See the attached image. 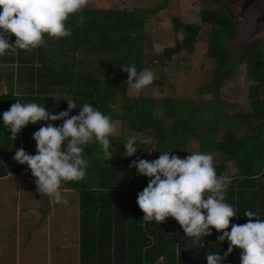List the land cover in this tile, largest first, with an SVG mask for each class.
Listing matches in <instances>:
<instances>
[{
	"label": "trees",
	"instance_id": "obj_1",
	"mask_svg": "<svg viewBox=\"0 0 264 264\" xmlns=\"http://www.w3.org/2000/svg\"><path fill=\"white\" fill-rule=\"evenodd\" d=\"M222 11H206L200 17L203 24L210 26L205 34L204 56L214 61V68L209 82L196 91L214 98L209 118H203L199 112L212 105V100L125 96V83L120 78L128 74L121 66H135L137 73L154 69L143 54V23L147 22L150 12L85 8L80 14L82 23L79 15L70 16L66 22L71 29L69 37L55 39L45 34L46 46L0 56V85L5 86L4 94L0 93V178L36 179L27 165H20L13 157L21 146L35 155L33 134L51 122L29 124L13 141L4 126L3 113L19 100L38 103L52 114H59L67 110V99H71L77 108L70 116L78 115L80 107L90 103L113 121L125 120L133 132L154 133L153 160L168 150L181 159L187 157L188 141L197 143L199 152L217 153L218 158L214 159L218 162L215 163L217 174L232 178L225 201L237 211V218L231 224H245L248 221L245 211L264 219V61L252 45L242 43L231 49L230 41L236 33L229 16ZM173 31H180L183 38L159 53L160 69L153 71L156 78L147 86L158 92L165 83L166 72L162 69L166 66V71L173 69L167 64L171 57L177 52L191 55L194 44L204 42L199 40L195 25L182 24ZM15 40V35H11L10 42ZM78 52L83 54L77 57ZM95 52H102V59L89 62L86 57ZM57 60L61 62L56 64ZM239 63L244 64L245 79L251 82L247 95L250 110L228 117L223 115L217 101L218 88ZM118 101L119 114L115 115ZM109 104L115 105V109L109 108ZM155 110H160L162 115L155 116ZM51 123L60 126L63 121ZM221 129L220 140H214L212 136ZM136 147L138 151L132 157L124 156L125 152L118 155L125 159V167L121 168L117 166L118 156L113 155L109 162L103 155L94 156L89 152L86 177L62 185L78 194L74 206L78 220V264H207L206 253L223 256L229 242H218L217 236L222 233L214 228L212 235L201 240L200 244L204 243L201 248L185 235L174 218L169 217L161 224L142 220L144 213L137 204V194L147 187L149 178L129 167L133 160L145 159V145L136 141ZM228 163L233 165V174H228ZM68 213L70 216L71 211ZM241 251L235 248L222 264H240Z\"/></svg>",
	"mask_w": 264,
	"mask_h": 264
},
{
	"label": "clouds",
	"instance_id": "obj_2",
	"mask_svg": "<svg viewBox=\"0 0 264 264\" xmlns=\"http://www.w3.org/2000/svg\"><path fill=\"white\" fill-rule=\"evenodd\" d=\"M90 0H0V56L17 50L31 51L46 46L48 37L61 39L71 35L66 22L72 15H79L83 22L84 9ZM15 35V43L10 36ZM128 74V83L135 91H142L153 84L156 76L150 69L137 73L135 66H121ZM67 110L52 114L38 103H21L16 100L10 109L3 113V123L16 140L18 134L29 124L37 122L63 121L60 126L49 122L33 134L36 154L27 153L21 146L13 159L20 165H27L35 177L37 191L54 198L56 203L67 206L62 195V185L66 182H79L87 175L88 161L85 148L94 143L102 146L103 158L111 161L113 151L110 138L117 136V123L90 103L80 107L78 115L70 116L77 108L75 102L67 99ZM115 109V105L109 104ZM126 157L137 151L136 137L125 140ZM149 154L156 150H147ZM189 153L181 159L171 154V150L160 152L157 159L133 160L129 165L138 175L149 178L147 187L137 194V204L144 213L142 220L165 223L174 218L185 235L200 244L205 236L212 235L214 228L217 241L229 242L227 251L206 253L207 264H222L235 248L241 249L240 264H264V219L257 213L245 211L248 218L245 224H231L237 218L236 208L226 201V192L232 182L230 176L218 175L214 157L210 153L185 150ZM229 227L231 230L228 231ZM204 247V243L200 244Z\"/></svg>",
	"mask_w": 264,
	"mask_h": 264
},
{
	"label": "rangeland",
	"instance_id": "obj_3",
	"mask_svg": "<svg viewBox=\"0 0 264 264\" xmlns=\"http://www.w3.org/2000/svg\"><path fill=\"white\" fill-rule=\"evenodd\" d=\"M86 8H97V9H111V10H127L132 11L133 9H139L146 13H149L147 22L143 23V30L145 34V41L143 42V54L145 56V61L150 62L152 65H154V69L152 71H158L160 68L159 65V59L158 55L164 48L171 47L176 42H180L183 38V34L180 33V31H173L174 28H179L182 24H189V25H195L198 27V37L199 40H202L204 42L202 43H196L194 44L193 53L191 55H185L183 52H177L174 54L173 57L167 62L169 66H172V70L166 71V68H163L162 71L166 72V75L164 76V84L161 86V91H155V88L151 89L152 87H145L142 91H135L131 88V85L127 82L128 77L127 75H121L120 80L124 81L125 83V96L130 99H138L142 96H149L152 98H176L179 100L183 99H190L195 101H213L212 105H210L208 108H205V110L200 111L199 113L203 116V118H209L211 115L210 108L213 107L214 104V98L211 94H197L196 89L199 87H202L206 85L211 76V71L214 68V61L211 59H207L204 56L205 51V40L206 32L209 30L210 26L205 25L201 22V15L206 11H220L225 12V15L231 14L230 6L228 5V0H215V2L211 1H201V0H90L89 5ZM232 15V14H231ZM231 25L234 24V20H230ZM238 26H233L235 30ZM239 38L236 37V39H232L230 41L231 43V49L233 47L239 46V42H237ZM262 41H257L258 45L261 46V54H262V60L264 61V37L261 38ZM200 42V41H199ZM257 44L253 45L256 46ZM257 45V46H258ZM83 53L78 52L76 54L77 57H80ZM156 55V57H153V55ZM103 53L102 52H95L92 54H88L86 57L89 62H93V60H96V58L102 59ZM151 60V61H150ZM61 61L57 60L56 64H59ZM251 85L250 81H247L245 79V68L243 63L237 64L235 69L230 73L229 77H227V80L225 79L221 85L218 88V94H217V101L219 102L222 110L223 115L225 116H232L234 114H243L246 113L248 110H250L249 106V100H248V88ZM3 87L0 86V93H2ZM62 95V94H61ZM56 96V94H55ZM63 96V95H62ZM65 97H68V95H64ZM63 96V97H64ZM119 101L117 103V110L115 111V115L119 114ZM155 116H161L162 112L160 110H155L154 112ZM231 120L227 118V121ZM117 123L118 131L117 136L115 138H110L112 147L109 149V151H113V155L120 156L122 155L124 151V145L125 140L127 137L135 136L136 141L142 143L145 145V160L152 161L153 160V152L151 154L148 153L147 150H154V142L155 136L154 133L150 132H133L128 128L127 122L125 120L115 119ZM222 129L219 130L215 136L213 135L212 138L214 140L218 141L220 140ZM242 134V133H237ZM211 137V136H210ZM188 149L190 148L192 151H197V143L188 141ZM89 152L94 156H101L103 155L102 152V146H100L98 143H94L90 145L89 147L85 148V157L86 160L90 161V155ZM191 153H189L190 155ZM119 161L117 162V166L125 167V159L123 157H119ZM214 159L218 158V154L213 155ZM215 163H218L214 160ZM228 167V174L234 173L233 165L227 164ZM5 179H14L12 177H7ZM10 181V180H9ZM9 184V183H7ZM65 196L64 198L67 199L69 202L71 197L70 194H63ZM11 205H14L15 200L8 201ZM49 203V202H48ZM64 207V206H63ZM22 208V207H21ZM25 208V207H24ZM72 209L70 216H68L65 212V207L61 210L65 213V219L64 217H59L56 220V224L60 225L59 231H56V234L54 232V229L56 227H49L47 230H45L46 235L44 234V237L38 235L37 232L40 231V223H39V230H33L30 234H36L35 236V243L34 247L29 248V250L36 249L38 252V249L41 247L44 248V245L46 243V237L51 236V242H57L56 239H62L64 244L61 247L59 246L58 252H62L61 258H58L56 256L55 262H59L61 264H65L66 262H70V258L72 256V244L70 245L71 241H74V238L77 239V214L75 213L74 207L70 206V209ZM23 209V208H22ZM21 209V210H22ZM12 211V210H7ZM13 212V211H12ZM74 215V216H73ZM73 216V218H71ZM60 219V220H59ZM11 221V220H8ZM29 221H26L28 223ZM35 225L37 227L38 224L29 223L28 224V230L30 229V226ZM17 228H20L17 224H10L7 226L8 232H14ZM44 230H42L43 233ZM36 232V233H35ZM13 235V234H12ZM70 235L72 237H70ZM13 236H9L8 240L12 243ZM74 244V243H73ZM63 248H65V254L63 251ZM71 248V249H70ZM76 246H75V254H76ZM13 257V254H12ZM28 257V253L23 259ZM20 258V264H40L39 256H37L36 259H32L31 261H24ZM11 264H14L13 258L10 260ZM77 261V258H76ZM45 264V263H44ZM47 264V262H46ZM54 264V263H52ZM69 264V263H66ZM74 264V262L70 263ZM158 264V263H156Z\"/></svg>",
	"mask_w": 264,
	"mask_h": 264
},
{
	"label": "crops",
	"instance_id": "obj_4",
	"mask_svg": "<svg viewBox=\"0 0 264 264\" xmlns=\"http://www.w3.org/2000/svg\"><path fill=\"white\" fill-rule=\"evenodd\" d=\"M234 1L238 3L239 0ZM259 4L260 6L251 3V7L248 8L242 16H237L239 14V5L235 6L232 4L230 6L232 15L229 14L228 16L230 20H233L234 18V24L239 23V26L236 29V37L241 38V41L238 40L237 42H239L240 45L242 43L252 45L251 47L261 53L260 50L262 48L258 45L257 41H262L261 38L264 37V0H260ZM255 44L258 46H253ZM2 87V94H4L5 86ZM16 89L17 88L14 87V90ZM12 93L14 92L12 91ZM7 177L9 176L0 178V264H11L10 260L12 258L14 264H20V258L23 259L27 253L28 257L23 259L24 261H31L32 259L37 260V256H39L38 263L40 264H46V262L47 264H61L59 260L58 262H55V259L56 256L58 258H61L62 256V252H58V248L59 246L61 247L62 245L67 244L63 242L65 237L62 239H56L57 242L55 243L51 242V236L46 237V243L43 244L44 248L42 249L40 247L38 252L35 253V251H37L36 249L29 250V248L34 247L36 234L30 233L34 229L39 230L40 223L41 232H37L38 235L41 234V236L44 237V234L46 235L45 230L50 226L56 227V229H54L56 234V231L60 230V225L56 224V219L59 217L66 218L64 211H61L64 207L65 209H69L65 210L66 214H69L68 211H72L73 209H70V206H76L78 200L77 192L68 188H62V195L70 194L71 197L67 206L64 205L63 207L62 203H56L54 198H48L47 196L40 194L36 189L35 179L27 178L25 176L21 178L15 177L14 179H5ZM9 200H15L14 205H11L8 202ZM7 210H12L13 212ZM26 221L29 222L26 223ZM34 222L38 224L37 227L32 225L28 230V224ZM10 224H17L20 228L9 233L7 226ZM42 230H44L43 233ZM9 236H13L12 243L8 240ZM70 237L72 236L70 235ZM76 240L77 239L74 238V241H71L70 243V245L72 244L73 253L70 262L68 260L66 263L70 264L71 262H74V264H78L77 253L75 254V246L77 252ZM63 251L65 254V248H63Z\"/></svg>",
	"mask_w": 264,
	"mask_h": 264
},
{
	"label": "flooded vegetation",
	"instance_id": "obj_5",
	"mask_svg": "<svg viewBox=\"0 0 264 264\" xmlns=\"http://www.w3.org/2000/svg\"><path fill=\"white\" fill-rule=\"evenodd\" d=\"M233 1V2H232ZM259 1L260 0H239L238 1V3L236 2V1H234V0H228V5L229 6H231L232 4H234L235 6H238V8H239V14L237 15V16H242L243 14H244V12L248 9V8H250L251 7V3H253V4H255V5H258V6H260V4H259ZM238 4V5H237ZM232 14V13H231ZM233 20H234V18H233ZM237 20H238V18H237ZM235 21V20H234ZM239 21V20H238ZM235 25H237V26H239V23H236ZM234 30H235V28H234ZM235 33H236V30H235ZM234 39H236V35H235V37H234ZM239 41H241V38H239Z\"/></svg>",
	"mask_w": 264,
	"mask_h": 264
}]
</instances>
